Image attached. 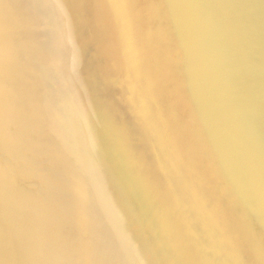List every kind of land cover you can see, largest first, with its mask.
<instances>
[{"label":"bare ground","instance_id":"6f19581e","mask_svg":"<svg viewBox=\"0 0 264 264\" xmlns=\"http://www.w3.org/2000/svg\"><path fill=\"white\" fill-rule=\"evenodd\" d=\"M0 264H264V0H0Z\"/></svg>","mask_w":264,"mask_h":264}]
</instances>
